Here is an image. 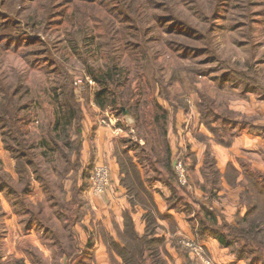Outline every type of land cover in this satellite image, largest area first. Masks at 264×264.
<instances>
[{"label":"rangeland","instance_id":"rangeland-1","mask_svg":"<svg viewBox=\"0 0 264 264\" xmlns=\"http://www.w3.org/2000/svg\"><path fill=\"white\" fill-rule=\"evenodd\" d=\"M40 1L44 2L43 7L45 0ZM55 1L57 16L60 17L53 19L48 25L42 19L44 8H41V5L35 7L39 8L40 17L34 22L30 19L34 11L33 3L24 0H0V37H12V41H15L12 48H20L19 52L13 54L6 50L11 49L10 41L3 40L4 49L0 45V84L4 83L11 94V86L16 81L11 71L19 67V71L23 72V84L27 86V90H23L19 95L22 98L21 104L28 106L27 112L30 113L31 119L25 130L29 138L38 140V145L46 142L44 148L36 151H45L48 154L42 162L51 168L47 175L51 181L56 182L57 195H60L58 189L62 180L67 189L71 185V177L63 179L65 160L49 140L50 132H53L61 145L65 140L62 128H59L60 133L53 130L55 121L62 117L58 107L59 98L65 100L63 96L56 95L66 80L62 74L69 79L68 84L75 90V103L85 104V130L82 137L90 148L82 154L83 162L89 165L91 157L97 155L98 141L92 134L87 119L91 115L90 108L94 110L93 97L101 90V85L93 80L91 73H106L114 67L123 76L115 89V94L119 97L117 102L120 105L129 102L134 106L136 117H119L110 106L100 109L95 105L99 114L98 124L105 127L100 122L112 118L116 124L106 127L109 132H117L116 129H119V132L127 133L126 138L131 142L148 146V149L154 145L159 148L160 142L156 141L157 131L153 119L154 115H157L155 103L158 101L171 117L167 122V130L170 132L168 138L171 137V140L168 139L170 148L179 149L182 144L187 149L190 148L188 146L193 147L199 156L206 151L220 163L229 158L233 161L227 165L226 172L218 174L220 197L215 199L216 207L229 220L235 218L239 209L246 213L250 203L247 194L248 176L257 172L264 175V136L256 134L260 135L262 142L259 147H249L246 143L241 145H245L244 149L236 150L238 154L236 151L232 153L224 145L196 137L199 127L195 115H199L197 103L205 95L214 106L219 107L221 113H230L233 118L245 124L244 131L238 130L240 133L247 132L251 125L264 123V79L261 78H264V0H251L252 6L250 0H230L231 6L223 11L221 19L212 16L215 0H138L142 4H132V0H116L120 2L116 13H111V6L97 5V2L91 5L80 0ZM74 2L78 6L72 10L75 19L66 26L63 24V14L70 12ZM168 4H171V11H175L176 15L179 12L180 18L188 22L193 31L183 29L171 21L167 11ZM82 14H86L85 24L83 18L81 20ZM211 16L213 25L207 21ZM66 34L78 38L76 52L72 50L70 38ZM87 38L93 40L88 49L83 45V39ZM33 42L35 43L30 45ZM98 48V54H95L94 51ZM187 48H195V52L192 53L193 50L188 51ZM88 52H94L95 58L90 57ZM25 53L27 59L24 58ZM103 55H106L108 60H105ZM11 58H17V67L11 64ZM29 66L36 68L31 69ZM50 70L58 71L61 76ZM247 85L259 87L262 91L244 93ZM6 87L1 89L6 90ZM166 97H169L179 110L168 105ZM3 99L5 96L0 92V101ZM180 115L183 117H179ZM132 152L139 154L136 150ZM212 156L210 159H213ZM238 156L243 158L237 160ZM179 157L178 152L172 160V167L180 160ZM0 159L2 172L7 175L9 187L13 180V188L19 193L22 192L21 185L17 183L19 176L15 172L16 162L4 148L1 135ZM102 165L109 168L106 164ZM108 170L110 172V169ZM213 170L217 171V167L214 166ZM246 173H249L248 176ZM33 184L34 191L30 196L32 204L35 208L38 204L42 206V212L37 219L39 227L43 224L52 227L61 237L60 244H54L53 235L42 239V232L40 228L37 231L38 227L33 230L34 236L28 239L32 240V244L39 246L34 248L31 243L21 239L24 233L21 232V218H12L14 214L11 196L2 191L0 205L6 211L2 220L4 259L13 257L11 251L15 246L14 242H20L22 245L19 250H23L26 264H33L24 251L26 246L36 250L44 264H69L67 257L61 252L62 248H67L68 244H65L68 240H71L68 230L56 216L55 209L49 206L48 197L39 187V183ZM86 193L89 194V191ZM258 212L263 216L264 199L258 204ZM191 214L194 220L197 219L194 211H191ZM257 219L261 220L258 217ZM196 224L198 226V223ZM181 234L184 235L185 248L187 244L196 242L194 234L189 230H182ZM75 240L80 243L78 238ZM75 242L73 241V244ZM257 242L262 245H255L256 248H261L253 254L249 253L248 249L244 250L241 259L237 258L240 256L238 250L241 244L230 249H221L219 253L205 250L201 245L203 242L195 245L202 247L201 254L209 264H264V232L257 237ZM41 245H46L47 248ZM46 255L48 257H45ZM170 256L167 257L169 264H184L182 256ZM80 260L82 259L75 264H82L79 263ZM198 261V264H206L204 261ZM88 262L93 264L89 259Z\"/></svg>","mask_w":264,"mask_h":264},{"label":"trees","instance_id":"trees-1","mask_svg":"<svg viewBox=\"0 0 264 264\" xmlns=\"http://www.w3.org/2000/svg\"><path fill=\"white\" fill-rule=\"evenodd\" d=\"M24 1H28L34 5L33 16H30V19L34 22H36V19L40 17V15H38L39 8L37 7L35 9V7L39 5H41V8H44L42 19L46 24L50 25L49 23H51L53 19L60 17L57 16L58 12L55 6L57 5V2L55 0H45L46 4L43 7L42 4L44 2H41L40 0ZM80 1L84 4L94 5L97 2V5H107V7L111 6L113 8L111 13H116L118 11L116 8L120 6V4H118L120 2L116 0ZM144 1L151 2L152 0ZM75 3L76 2L72 5L71 10H69L70 12L63 14V24H66V26H69L75 19V15L72 12V10L78 8ZM131 3L142 4L138 0H132ZM230 3V0H215L212 16L221 19L223 11L230 8ZM249 3L251 6L253 5L251 0ZM168 5L169 9L167 11H169L171 21H173L176 25H180L183 29L193 31V28L191 30L190 24L180 18L181 15L179 12L178 15H176L177 13L175 11H171V4ZM240 6L242 7V5ZM212 16L209 20H207L211 25H213L211 22V20L213 21ZM162 17L164 16H160V18ZM205 17L207 18V16ZM82 18L85 24L86 14H82L81 20ZM176 34L181 35L178 33ZM66 35L70 38L69 43L72 45V50L76 52L77 45L79 43L78 38L71 36L70 34ZM3 40L11 42V49L8 48L6 50L11 51L13 54L20 51V48H12V46L15 45V41H12V37H0V45L3 49ZM34 43L35 42L30 43V45ZM92 44V39H83V45L86 49H88ZM98 50L99 48L94 51L95 54H98ZM187 50H193L192 53L195 52V48H187ZM94 52H88V55L95 58ZM25 55L26 56H24V58L27 59V54L25 53ZM103 58L108 60L106 55H103ZM11 59H13L11 64L17 67V58ZM17 68L18 69L15 68L16 70L14 69L11 71V74L16 80L14 85L11 86V94H9V90L6 86H4V83L0 84V92L5 96V99L0 101V135L3 139L4 148L10 152L11 157L16 162L15 172L19 176V181L17 183L21 185L23 190L20 193L17 192L12 186V184L14 185L13 182H15L13 180H11L12 184L11 187H9V183L6 181L7 175L2 172V163L0 161V192L6 191L7 194L11 196V203L16 215L21 218L24 232L27 233L38 227L37 231L41 229L42 239H46V237L48 238L53 235L55 236L54 244L57 245L60 244V235L53 231V228L45 222L44 223L46 225H44L41 220L40 221L43 225L39 227L40 223L37 219H39V215L42 212V206L41 204H38L35 208L30 199L31 194L34 191L33 183H39V187L42 189L46 197H48V203H50L49 206L55 209L56 216L62 222L64 228L68 230V234L71 237V240H68L65 244H68L67 248L61 249V252H63L62 254L67 257L69 264H75V262L79 259H82L79 263L88 264L90 248L89 246L81 248L79 241L75 240L78 236L73 232V228H75L77 224L81 223L86 215L87 203L83 198V195L87 191L91 172L96 165L93 157H91L89 165L83 162L82 136L85 130L83 125L85 121V111L83 106H85V104L75 103V90L73 87L71 88L70 84H68L69 79L62 74V77L66 80L64 84L61 85L60 92L56 95H58V97L63 96L62 98L65 100L63 101L59 98L60 102H58V107L62 117L61 119L59 118L55 121V127L53 130L55 129L57 133H60L59 128H62L64 133L63 139L65 138V140L64 144L61 145L58 139L53 135V132L49 133V140L52 145L54 144L65 160L63 179L71 177V179L68 178L71 180V185L69 189H67L66 184L64 185L62 180L60 182V188L58 189L60 192V195L58 196L55 192L56 182L51 181L50 177L47 175L50 173L51 168L48 164H44L42 162L48 157V154L45 151L43 153H37L36 151L39 148H44L46 142L43 141L40 145H38V140L29 138L25 130V127L31 123V119L30 113L27 112L28 106L21 104L22 98L19 94L23 90H27V86L23 84V79H25V77H22L23 72L19 71V67ZM29 68L35 69L36 66H29ZM50 72H56L59 77L61 76V74H58V71L56 70H50ZM100 74L101 73H91L93 80L101 85V90L93 97V103L100 109H105L106 106H110L113 110H115V114L119 117H122L125 111L129 112L130 115L134 117V106L130 105L129 102H125V104L121 105L117 102L119 97L115 94V89L118 87V82H121L123 77L117 72V68L113 67L109 72L102 73L101 76ZM261 78L264 79L263 77ZM5 87L6 90L1 89ZM261 91L262 90L259 87L247 85L243 92L258 93ZM170 100L171 99L169 97H166V102L168 101L167 103H169L168 105L179 110V108L175 106V104H172V101ZM155 104L157 105V115H154L153 119L157 131L156 141L158 143L160 142L159 148L157 145H154L151 149H148V146H142L139 143L131 142L129 139L120 140L118 147H120L119 149H121V151L117 153V156L119 160L121 159L120 163L122 171H128L131 175H133L134 179L138 178L137 176L139 175V171L137 169V165L134 163V158H136L139 165H144L150 172H153V178L160 181L169 189L171 193L168 202L169 207L184 210L185 212L194 211L196 214L198 226L193 224V230L197 235V239L211 237L217 240L223 248L229 249L237 244H241L242 246L238 250V255L240 256L237 257L239 259H241L240 257L242 256L244 250L248 249L251 254L256 253V251H258L257 249H260L261 247L256 248L255 245H262L261 242H257V237H260L264 232V221H262V218L264 220V214L262 216L258 212V204L264 199V175H261L258 172L257 174L251 176H248L249 173L246 174V176L249 177V188L247 189V194L249 196L250 203L247 206V211L244 215H241V213L238 212L236 214V221L234 223L229 222L220 211L212 208L210 204L205 205L202 201L195 198L194 194L188 193V186L184 187L179 183L174 168L172 167L173 159L168 140L167 122L171 117L169 112L166 111L158 101H156ZM197 106L199 108V124L208 129L217 143L229 145L225 141L227 137L231 138L233 136H237L240 133L238 131L239 129L244 131L245 124H242L240 121L233 118L230 113H221L219 107L214 106L213 102L205 95L201 97ZM89 112L91 113L90 118L93 119L94 127H96V112L91 108ZM61 122H63V124H61ZM247 133L261 134L264 136V126L251 125ZM49 140L47 139V143H49ZM119 149H117V151ZM134 150H136L139 154H134L133 157H130V151ZM182 154L183 153H180L179 159L183 161L186 167L189 185H198L196 176H194L192 166L190 165L192 154L188 150L185 154ZM213 167L214 160L210 159V155L207 153L204 167L202 168V175L204 178L202 190L208 194L210 200L215 197V191L218 189V172H214ZM129 188L131 189V187ZM257 213L259 214L257 217L261 220H258L257 217H255ZM4 216L5 213L0 205V264H26L24 258L11 257L4 259L2 247V239L4 238L2 220ZM117 238L120 243L114 240V238H110L109 240L108 237L106 240L104 238L111 264H169L167 257L171 256L165 249L164 240L155 237V226H153L150 221L148 223L147 233L143 236L136 233L131 221H127L125 223V230L123 232H117ZM73 241H76L75 244H73ZM172 247L179 256L184 258V264L199 263L198 259L191 253V251L187 248L185 249L178 242H174ZM24 251L33 264H44L36 250L33 248L26 246ZM147 253H149L148 256Z\"/></svg>","mask_w":264,"mask_h":264},{"label":"crops","instance_id":"crops-1","mask_svg":"<svg viewBox=\"0 0 264 264\" xmlns=\"http://www.w3.org/2000/svg\"><path fill=\"white\" fill-rule=\"evenodd\" d=\"M94 110L96 112L95 120L97 122V126L94 127L93 119H91L90 117H88L87 119V122L92 129V134L97 137L98 141V146L96 145V148L98 149L97 155L94 156L95 158H93L95 164L103 163L108 165L111 175V187L106 192V194L100 197L93 196L86 192L84 193L83 198L87 203L86 215L81 223L77 224L75 228H73V232L78 236L77 238L80 240L79 245L81 246V248H85L88 246L90 248V255L88 257L89 261H91L93 264H111L109 254L107 253V245L105 243V240L107 237L108 240L110 238H114V240L120 243L117 238V232H123L125 230V223L127 221H131L133 223L136 233L140 236H143L147 233V227L150 221L151 224L155 226V237L164 240L165 249L174 258L176 257L175 255L178 254L173 249L172 244L174 242H178L185 248L183 241L184 235H182L181 232L182 230L186 229L187 232L189 230L192 235L194 234L193 237L196 239L195 243L199 244L200 242H203L204 245H201L204 246L205 250H207L208 252L219 253L221 249H229L223 248L217 240L211 237L197 239V235L193 230V224L197 225L196 223H198L197 219L194 220V217L190 216L192 215L191 212H185L184 210L173 209L169 207L168 202L171 196L169 189L160 181L153 178V172H150L144 165H139V163L136 161V158H134V163L137 165V169L139 171V175L137 176L138 178L134 179L131 173H129L128 171H122V166L120 163L121 159L119 160L117 156V153L121 151V149H119L120 147H118V143L120 140L127 139V133H124L122 131L115 132L113 130L109 132V128L103 127L98 124L99 114L95 105ZM179 117L183 116L180 115ZM195 118V121L197 122V125L199 127V132L196 137L198 139L203 137L204 139L215 141L213 135L208 131V129L205 126L199 124V115H195ZM176 122L178 123V120ZM258 126H264V123L259 124ZM168 133L170 136L169 131ZM259 136L260 135L257 136L256 134L242 132L235 137H227L225 141L229 145H223L227 147L228 150L232 153H234L236 150H240L241 148L244 149L245 145H243L242 147L241 145L246 143L249 147H259L262 143ZM168 139L171 140V137ZM87 143L88 142L83 138V153L84 150L89 151L90 147L86 145ZM237 144L239 145L236 146ZM178 148L179 149H176V147L171 148L172 159H175L178 152L179 154H185L188 150L192 154L190 165L192 166L194 176H196L198 185H188V193L194 194L195 198L202 201L205 205L210 204L212 208L220 211L216 207L215 200L217 197H220V190L217 189V191H215L216 195L211 200L208 194H206L202 190V186L204 185L202 168L204 167L205 163L207 154L206 151L202 156H199V154L196 153V150L191 146H188L189 149H187L186 146L180 144ZM117 149L119 150L117 151ZM236 152L238 154V151ZM129 156L133 157L134 153L130 151ZM212 157L214 160V166L217 167L218 174L226 172V169L228 167L227 165L229 163H233L230 158L223 163H220L217 158H215L214 156ZM239 158L242 159L243 157L238 156L237 160H239ZM0 161L2 162L1 159ZM129 187H131V189ZM1 207L6 216V211L4 210L2 205ZM12 212L14 214L12 215V218H15V216L17 215L14 211V208ZM220 212L222 215H224L222 211ZM238 212H240L241 215L245 214L242 213L240 209ZM225 218L229 222L234 223V221L236 220V215L233 219L234 221L229 220L226 216ZM22 229L23 230H21V232H24V228ZM32 235L34 236L33 230L27 233L24 232L21 239H24L25 242L32 244V240L28 239V237H32ZM14 244L15 246L13 247V251H11L13 257L26 259L24 253L22 252L23 250H19V247L22 244L20 242H14ZM32 245L34 246V248L39 246L36 244ZM42 246H45L47 248L46 245H41V247ZM8 255H10V251L8 252ZM45 257L48 256L46 255ZM88 264L90 263L88 262Z\"/></svg>","mask_w":264,"mask_h":264},{"label":"built area","instance_id":"built-area-1","mask_svg":"<svg viewBox=\"0 0 264 264\" xmlns=\"http://www.w3.org/2000/svg\"><path fill=\"white\" fill-rule=\"evenodd\" d=\"M100 124L104 125L105 127H112L115 126V121L111 118L109 121L107 119H104L100 122ZM119 131V129H116ZM174 171L176 174V177L179 181V183L187 187L189 185L188 179H187V172L186 167L182 160H178L174 166ZM105 165L102 164H96L92 174L90 175L89 185L87 190L89 191V194L100 197L106 194V192L109 190L110 184H111V176L110 172ZM194 244H187L186 248L191 251V253L202 262L204 261L206 264H209L208 261L204 260L201 251L202 247L195 245L197 243L193 242ZM198 247V248H196Z\"/></svg>","mask_w":264,"mask_h":264},{"label":"water","instance_id":"water-1","mask_svg":"<svg viewBox=\"0 0 264 264\" xmlns=\"http://www.w3.org/2000/svg\"><path fill=\"white\" fill-rule=\"evenodd\" d=\"M124 115H127V116H128V115H130V113L127 112V111H125V112H124Z\"/></svg>","mask_w":264,"mask_h":264}]
</instances>
